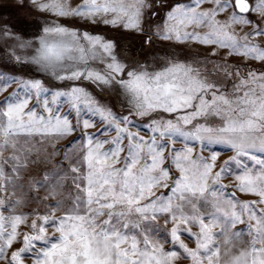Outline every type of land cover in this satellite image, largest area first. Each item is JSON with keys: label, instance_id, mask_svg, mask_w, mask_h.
I'll use <instances>...</instances> for the list:
<instances>
[{"label": "snow or ice", "instance_id": "1", "mask_svg": "<svg viewBox=\"0 0 264 264\" xmlns=\"http://www.w3.org/2000/svg\"><path fill=\"white\" fill-rule=\"evenodd\" d=\"M16 5L0 17V94L15 85L0 101V264H264V0ZM188 44L208 56L173 50ZM36 137L66 165L30 181L47 195L26 212L5 193L41 162L22 147Z\"/></svg>", "mask_w": 264, "mask_h": 264}, {"label": "rangeland", "instance_id": "2", "mask_svg": "<svg viewBox=\"0 0 264 264\" xmlns=\"http://www.w3.org/2000/svg\"><path fill=\"white\" fill-rule=\"evenodd\" d=\"M80 2H82V0H74V5ZM16 16H17L16 0H0V17L11 18V17H16ZM30 27H31L30 24L25 23L26 30ZM100 30L106 31L103 28ZM108 35L109 36L116 35L115 30L108 32ZM166 44L167 42H164V44H162V47H164ZM173 50L181 54H187L189 56H204V57L208 56L207 49L204 46L197 45V44L181 45ZM227 52H228L227 49H220L218 55L214 59L220 60L222 57L225 56V53ZM228 61L233 64L248 63L252 67H259V64L257 62L247 61L246 58L241 57V56H235V55L230 56L228 57ZM14 88H15V85H11L5 92H3V94H0V101H3L5 96L9 95L13 91ZM108 99H112V98L108 97ZM113 103L115 104V100H113ZM98 127H100V125H97V128ZM97 128H91L89 129V131L96 132ZM114 134L115 133H112V135ZM141 134H144L143 129H142ZM75 135L76 134H73V136H69L67 139L59 140L56 143V147L59 149H63L64 146L67 145L70 140L75 138ZM35 139H36L35 144H32V143L22 144V147L26 149H37L38 151H31L30 155L28 156V159L31 161V160L36 159L37 156H40L41 162L40 163H29L26 168L21 169L14 195L12 194L11 190L9 191V193H5V195L10 196V198L13 200L16 198H21L27 202L29 201V198L33 195L40 196V197L47 195L45 188H40L38 191H32L30 187V181L34 179H39L41 173H43L44 171H47L48 173L51 174L50 180L52 182H55V180L59 176H62L64 174L62 169L57 168V165H60V164L66 165V162H64L62 159L63 153L61 152L59 155L52 156L50 159L45 161L43 160V156L46 154L44 150L46 149L47 152H51L52 148L48 145L46 140L40 141L39 137H36ZM216 150L222 151V152L226 151V149H224L222 146H216ZM234 182L235 181L231 177L225 181V183L229 185H231ZM72 190H73V186H72L71 178L69 175V177L63 181L62 194L71 195ZM236 195L240 197L241 199H254V197L244 196L239 192H237ZM53 202L54 200L49 201V203H53ZM35 207H37V204L35 201L27 202L26 206L23 208V211L27 212L31 208H35ZM185 236H187V234H185ZM185 242L188 243L190 247L195 246L191 238H187ZM180 264H188V262L182 260Z\"/></svg>", "mask_w": 264, "mask_h": 264}]
</instances>
